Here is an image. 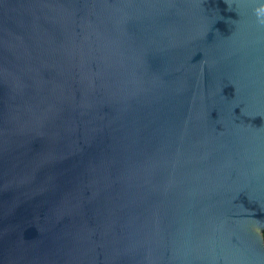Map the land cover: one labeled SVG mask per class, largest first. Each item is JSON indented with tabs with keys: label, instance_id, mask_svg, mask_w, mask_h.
Here are the masks:
<instances>
[{
	"label": "water",
	"instance_id": "water-1",
	"mask_svg": "<svg viewBox=\"0 0 264 264\" xmlns=\"http://www.w3.org/2000/svg\"><path fill=\"white\" fill-rule=\"evenodd\" d=\"M264 0H0V264H264Z\"/></svg>",
	"mask_w": 264,
	"mask_h": 264
},
{
	"label": "clouds",
	"instance_id": "clouds-1",
	"mask_svg": "<svg viewBox=\"0 0 264 264\" xmlns=\"http://www.w3.org/2000/svg\"><path fill=\"white\" fill-rule=\"evenodd\" d=\"M256 15L258 22L264 25V6H261L259 9L256 10Z\"/></svg>",
	"mask_w": 264,
	"mask_h": 264
},
{
	"label": "trees",
	"instance_id": "trees-1",
	"mask_svg": "<svg viewBox=\"0 0 264 264\" xmlns=\"http://www.w3.org/2000/svg\"><path fill=\"white\" fill-rule=\"evenodd\" d=\"M261 234H262L263 244H264V231Z\"/></svg>",
	"mask_w": 264,
	"mask_h": 264
}]
</instances>
